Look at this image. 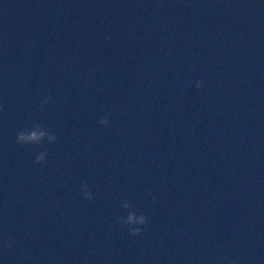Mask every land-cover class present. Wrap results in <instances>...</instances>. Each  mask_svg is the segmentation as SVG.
I'll list each match as a JSON object with an SVG mask.
<instances>
[{"label":"water","instance_id":"95a60500","mask_svg":"<svg viewBox=\"0 0 264 264\" xmlns=\"http://www.w3.org/2000/svg\"><path fill=\"white\" fill-rule=\"evenodd\" d=\"M0 264H264V0H0Z\"/></svg>","mask_w":264,"mask_h":264},{"label":"clouds","instance_id":"9594fccd","mask_svg":"<svg viewBox=\"0 0 264 264\" xmlns=\"http://www.w3.org/2000/svg\"><path fill=\"white\" fill-rule=\"evenodd\" d=\"M204 86L202 81H196V87L202 88ZM49 97L45 96L42 98L41 103L42 104H48L49 103ZM99 123L107 127L109 124L108 117L102 118ZM46 136V139L49 142H55L57 140V137L55 135L42 133L41 137H37L35 134H32L28 132L26 129L20 130L16 133V141L19 144L22 145H32L35 143H39L40 139ZM47 157V154L45 152H38L35 156L37 163H42L45 161ZM151 195V194H150ZM85 197L87 199H91V193L87 192V189L85 187ZM125 207H128L127 204L124 205ZM147 223V217L144 215H137L135 213H129V215L123 220L124 226L128 229L129 233L133 236H139L143 230L144 225ZM8 247H11V242L8 243Z\"/></svg>","mask_w":264,"mask_h":264}]
</instances>
